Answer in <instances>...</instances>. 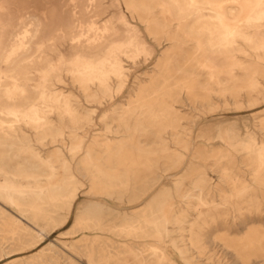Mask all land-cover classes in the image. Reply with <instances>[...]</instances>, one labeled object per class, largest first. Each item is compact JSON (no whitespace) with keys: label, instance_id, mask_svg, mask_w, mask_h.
<instances>
[{"label":"bare ground","instance_id":"6f19581e","mask_svg":"<svg viewBox=\"0 0 264 264\" xmlns=\"http://www.w3.org/2000/svg\"><path fill=\"white\" fill-rule=\"evenodd\" d=\"M263 102L264 0H0V259L34 247L76 206L63 234L145 240L141 251L107 236L109 254L98 233L65 242L86 264H178L169 243L186 264H229L210 230L264 204V118L242 128L258 116L204 115ZM208 121L206 137L226 148H196L192 130ZM236 235L260 247L264 224ZM44 250L4 264H61Z\"/></svg>","mask_w":264,"mask_h":264},{"label":"rangeland","instance_id":"374dc122","mask_svg":"<svg viewBox=\"0 0 264 264\" xmlns=\"http://www.w3.org/2000/svg\"><path fill=\"white\" fill-rule=\"evenodd\" d=\"M165 47H166V44H165ZM153 62H154V59L148 63H145V64L139 66L137 69L138 73L139 72H145V71L149 70L152 67ZM65 79H66V82L63 84V86L66 89L76 91V87L73 84L72 80L68 76H66ZM133 80H134V76H132V78L130 80V83H129L130 86L133 84ZM130 86L127 87L115 99L106 101V103L100 109L96 108L97 111L99 112L98 114H100L102 110H104V111L108 110L109 108L113 107L114 103H117L120 100L124 99L127 96V94L129 93ZM239 111H240V113H238ZM233 112H236V113H233ZM226 114L228 116L231 115L230 117H238V114L241 116L246 115V114H248V115H253V114L255 115L256 114V116H258V117L253 118L247 124L242 123L240 125L242 128H245V125L255 126V125H258L259 121L264 118V102L261 104V106L259 108H257L254 111H249L248 108L237 109V108H234L231 106H219L218 108H216V110H214L208 114H205L204 116H206V118L208 117L209 119H212L213 117L223 116ZM95 122H96V126H95L96 132H98V131H100V129L103 126L101 123L100 115H96ZM209 124H211V121L210 122L208 121L207 124L197 125V127L195 126L196 128L195 127L193 128L192 134L195 137L196 148H201V146L203 144H207L209 146H214V148L216 150L220 149V148H226L227 143L225 141H223L222 139L209 140L206 137L208 135V133L210 132V130L212 129V127L214 126V125H209ZM260 130L263 131L262 129H260ZM213 159L214 158L211 156H203V159H201L200 161L202 163H210ZM243 160H244L243 162H239V163H238V161H233V160H231V161L226 160V162L228 161V164H230L231 167L235 168V167H237L238 164L245 165L247 163V160H245V159H243ZM159 161L161 163H165V162H169L170 160L167 159L166 156H161L159 158ZM170 163H171V161H170ZM178 170H179V168H174L172 170V172H176ZM240 172L243 174H247V171L246 172L240 171ZM207 173L213 182H215V183L218 182V180H219V177H218L219 173L218 172L214 171L210 167H207ZM151 174H153V173H151L149 171H142V172H140V175L138 177L144 178V177L151 175ZM172 179L173 178H170V179L165 178V179H163V183L164 184L171 183ZM83 191H87V185L84 187ZM84 194H85L84 192L81 193V195H80L81 198L84 196ZM139 203H137V204H139ZM122 206H128V204L125 203ZM76 212H77V207L75 206L73 211L69 214L66 222L62 224L63 226L60 225V226L53 228L51 231H49L45 235V237L41 241L36 242L35 243L36 245L32 244L34 246L32 248H29L26 250H20V251L19 250L12 251L8 255H6L3 259H0V264H4L9 260H12V259L18 258V257L21 259H24L25 263H28L32 259V256L37 254L36 252H39L42 249H46L43 251L45 253H50L52 250H55V249L59 250V252L61 253V258H60L61 264H70L71 258H73L74 260H76L80 264H86L85 263L86 262L85 257L79 256V254L77 252L71 250L68 246L65 245V242L78 241L83 236L84 232L90 235V237H91V239H89L90 243L93 240L92 239L93 236L96 235L97 233L103 235V237H101V239L98 240L97 245L102 244L106 248V254H109L113 250L112 248H107L105 246L107 244L112 243L111 239H110V241L107 239V236H109L110 238H112L114 240H127L130 242L134 241L137 243L139 249L141 251L143 250V244L145 242L144 239H136V240L135 239H120L119 237L113 235L110 232H101V231H95L92 229H87L84 231H78V232L73 233V234H63L62 232L66 231L74 223V220L76 217ZM218 212L224 213L225 208L219 209ZM246 224L249 226H251V225L260 226L261 224H264V204L262 205L261 210H255V209L250 210V211L247 210L245 212V215L241 219L235 218L231 212H226L222 215V217L217 219V223L210 230L212 236L214 235L216 237V239H218L217 243H216L218 245V255L216 258L217 260L222 261V262H226L229 264H264V242L261 244L260 247H252V246L251 247H244L243 242H245V240H240V238H238L236 235L237 233H239L245 229V227L247 226ZM227 231H230L232 234H230V233L228 234ZM256 234L257 233L253 232L251 235H252V237H255ZM60 237H62V239ZM224 243L229 245V249L223 247ZM50 245H54L53 247L55 249H49ZM15 247L16 246H14V247L8 246L7 251L14 250ZM113 252H115V249L113 250ZM168 252L178 262V264H186L185 261L182 259V257L179 255L178 250L171 243L168 244ZM235 252H238L240 254V257H236ZM21 254H22V256H21ZM201 259L204 262L203 264H210L209 262H211V261L207 260V258H205L204 256L201 257ZM211 264H213V262H211Z\"/></svg>","mask_w":264,"mask_h":264}]
</instances>
